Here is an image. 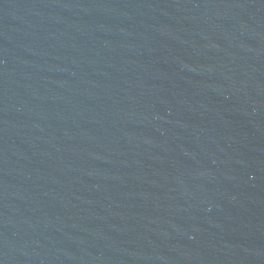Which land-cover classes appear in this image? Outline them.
Masks as SVG:
<instances>
[{"label": "water", "instance_id": "1", "mask_svg": "<svg viewBox=\"0 0 264 264\" xmlns=\"http://www.w3.org/2000/svg\"><path fill=\"white\" fill-rule=\"evenodd\" d=\"M0 264H264V0H0Z\"/></svg>", "mask_w": 264, "mask_h": 264}]
</instances>
